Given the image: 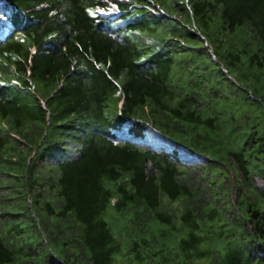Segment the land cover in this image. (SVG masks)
Returning <instances> with one entry per match:
<instances>
[{"label": "trees", "instance_id": "1", "mask_svg": "<svg viewBox=\"0 0 264 264\" xmlns=\"http://www.w3.org/2000/svg\"><path fill=\"white\" fill-rule=\"evenodd\" d=\"M111 3L0 0V264H264V0Z\"/></svg>", "mask_w": 264, "mask_h": 264}, {"label": "snow or ice", "instance_id": "2", "mask_svg": "<svg viewBox=\"0 0 264 264\" xmlns=\"http://www.w3.org/2000/svg\"><path fill=\"white\" fill-rule=\"evenodd\" d=\"M152 2L155 3V0H152ZM107 4H108V6H106V7H99V6H97V7H87L86 11L88 12L89 15L95 17L97 15V13H101V14L107 15V14H110L111 12H113V11L119 10L117 5L111 3V0H107ZM145 6L147 7L148 5H145ZM53 35H55V34H53ZM35 51H36V49L33 48V52H35ZM141 59H144V58L141 57ZM97 67L102 69L105 74H107V72L109 71L105 67V65H103V64H98ZM8 83L19 85L20 81L19 80L8 81V80L0 79V85L8 84ZM116 83L119 84V83H121V81H116ZM57 87H59V85H57ZM261 243H264V239L261 240Z\"/></svg>", "mask_w": 264, "mask_h": 264}, {"label": "rangeland", "instance_id": "3", "mask_svg": "<svg viewBox=\"0 0 264 264\" xmlns=\"http://www.w3.org/2000/svg\"><path fill=\"white\" fill-rule=\"evenodd\" d=\"M112 98H117L116 100H114V107H118V104H119V97H118V95H117V93H115L113 96H112ZM106 216L108 217V219L111 221L113 218H114V211H113V209H112V207L110 206L109 208H108V210L106 211ZM160 224V223H159ZM119 227H118V225L117 224H115L114 225V228H113V231H114V233L116 234V235H120V232H119ZM176 240L172 243V245H175L176 244Z\"/></svg>", "mask_w": 264, "mask_h": 264}]
</instances>
